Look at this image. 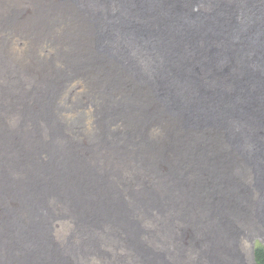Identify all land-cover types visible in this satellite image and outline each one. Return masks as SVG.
<instances>
[{
  "label": "bare ground",
  "instance_id": "obj_1",
  "mask_svg": "<svg viewBox=\"0 0 264 264\" xmlns=\"http://www.w3.org/2000/svg\"><path fill=\"white\" fill-rule=\"evenodd\" d=\"M60 1L29 19L61 66L26 88L0 51V264H258L264 0ZM76 80L94 109L66 120Z\"/></svg>",
  "mask_w": 264,
  "mask_h": 264
},
{
  "label": "rangeland",
  "instance_id": "obj_2",
  "mask_svg": "<svg viewBox=\"0 0 264 264\" xmlns=\"http://www.w3.org/2000/svg\"><path fill=\"white\" fill-rule=\"evenodd\" d=\"M57 2L60 3L61 1L60 0H21V1L20 0H0V4H1L0 5V8H1L0 14L2 13L0 15V51L5 55L6 54H12V56L9 55L8 59H9V61H11L10 63L19 67V71L22 73V76L25 77L23 79L27 83L26 88L31 86V85H28L29 83H32V82L34 83V82H36V80L38 81V80L44 78L43 72L45 70H47V68L54 69L55 65H60V66L62 65L61 63L59 64L56 62V58L58 56L61 57V53L64 54L67 49H65L63 52H61V48H60V51H57L56 46L55 47L52 46L51 40H48V38L52 39L53 37L56 40H58L56 36H58L59 39H61L62 35L60 33H57L55 30H53V35L51 37L46 38V36H43L41 38L42 34L39 32V30H37V26L33 25V22L30 23V19H29L30 15L35 14L36 11H37V13L41 12V11L45 12L46 8L49 5L51 6V9L50 8H49L50 10L47 9V11L44 13L43 21L48 23L49 22V21H47V20H49L48 18L53 19L52 15H54L56 18L61 16V14L59 13V11L61 12V10H57L59 8V5ZM4 6L5 7L7 6V7L5 8ZM13 12H17V13L15 14L16 16L13 17V19L11 18V22H10V20H9L10 14L12 15ZM24 12H25V14H24ZM4 13H8V14H4ZM27 14H28V17H27ZM4 15H5V17H4ZM7 18H8V20H7ZM27 20L29 22H27ZM27 24L30 26V27L28 26V30L26 29ZM46 26H47V24H46ZM254 30H257V27L254 28ZM248 32H249V30H248ZM24 33L27 36L30 34L27 37L28 39L23 37V36H25ZM252 43L255 44L254 47L257 50L258 42L252 41ZM61 45H62V43H61ZM28 54H30V55H28ZM93 56H97L98 58H100V55L97 53H94ZM258 57H260V56L256 52L255 58H258ZM84 61H86V60H84ZM38 62H39V64H38ZM9 65H10V67H8V68L6 67L8 70L12 69L11 64H9ZM33 75H36V76L34 77ZM90 80H94V78L90 79ZM73 83L70 85V88L68 87L67 89H65V91L64 90L62 91V96L60 98V102L63 106L62 109L64 108L62 111V117H64L66 120H72L75 118L78 119V116L81 113V111L84 112L85 110H88L89 107H90L91 113H92V109H94V108L93 107L91 108V105H89V104H91L93 101H95V99H94V97H96L95 92H97V88H98V86H96L97 83L95 81H92V85L90 83L86 84V80H84V82L76 80ZM84 87H85V89H84ZM88 93H90V94H88ZM66 94H68V95H66ZM192 94H193V98H195V93L192 92ZM258 95H259V93H258ZM62 97H64V98H62ZM67 100H69V102ZM256 102L257 103L254 104L251 101H249L248 104L244 105L246 108H248V111H249V112L244 111V116H255L254 118L258 119L257 125L259 127V130L261 131L264 128V121L261 118L260 114L262 116H264V112L260 113V111L264 110V107L262 106L260 108V106L262 104H264V97H261V98L259 97V100ZM69 107H70V109H69ZM258 109H259V113L257 112ZM196 111L203 118L207 117V114L204 111L198 110V109H196ZM91 117H92V115H91ZM94 120L95 119L92 117V119L88 123V125L86 124L85 133H89V132H92L94 130V128L96 126L95 125L96 122ZM199 139H203V136L200 135ZM63 230H65L64 227H63V229L60 230L59 233L56 232V238H57V240H59V242H60L59 234L63 235V233H65ZM67 234H69V233L67 232ZM109 248L110 247H105V250H108V252H110L111 249H109ZM98 254H99L100 258L102 259V256H105L107 253H105V251L100 252V250H99ZM123 254H124L123 251H120V255H123ZM113 260L114 261L112 262V264H125V262L124 261L122 262L118 256L113 258ZM96 264H99V257H97Z\"/></svg>",
  "mask_w": 264,
  "mask_h": 264
},
{
  "label": "trees",
  "instance_id": "obj_3",
  "mask_svg": "<svg viewBox=\"0 0 264 264\" xmlns=\"http://www.w3.org/2000/svg\"><path fill=\"white\" fill-rule=\"evenodd\" d=\"M255 257L258 264H264V244L259 241L255 246Z\"/></svg>",
  "mask_w": 264,
  "mask_h": 264
}]
</instances>
